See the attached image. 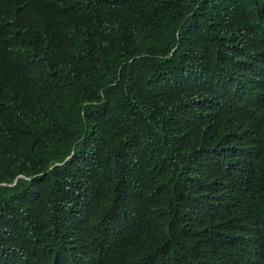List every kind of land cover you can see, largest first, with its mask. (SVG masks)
Listing matches in <instances>:
<instances>
[{
	"label": "trees",
	"instance_id": "obj_1",
	"mask_svg": "<svg viewBox=\"0 0 264 264\" xmlns=\"http://www.w3.org/2000/svg\"><path fill=\"white\" fill-rule=\"evenodd\" d=\"M183 87L194 110L173 106ZM252 107L264 0H0V264H64L60 246L92 229L114 253L94 264H264V127L238 136ZM187 174L202 230L178 259L141 217Z\"/></svg>",
	"mask_w": 264,
	"mask_h": 264
},
{
	"label": "clouds",
	"instance_id": "obj_2",
	"mask_svg": "<svg viewBox=\"0 0 264 264\" xmlns=\"http://www.w3.org/2000/svg\"><path fill=\"white\" fill-rule=\"evenodd\" d=\"M128 62V61H127ZM125 62L120 68L127 65ZM223 90H219L217 94L221 93ZM180 95L187 99V104L178 103L173 106L182 109L194 110L195 106L198 104L197 98L191 96V89L189 87H183L179 91ZM226 95L221 98L224 102ZM249 101L253 102L252 98L243 94L241 96L234 97L233 105L234 107L242 112L248 109ZM161 108V107H159ZM249 118L250 129L244 134L242 132L238 133L240 138L247 137L250 138L251 142H258V133L261 132L262 127H264V111H259L255 107L248 110L247 112ZM190 133H185L184 136L180 137L179 142L185 140ZM237 151H224L222 157L225 159H231L234 155H239ZM203 159L208 163V165L202 166V171L207 176H211L215 173V167L218 164L216 158L203 157ZM259 170H247V174L251 179H254ZM193 178L189 174L181 176L179 179L174 180V187L180 193V198L173 201L172 196L168 199L164 207L148 212L147 215L141 217V227L142 233L150 225L157 223V225L164 229L168 240L167 243L172 245L175 251L179 254L178 259L182 258L184 250L186 247L185 238L196 237L198 233L202 230L200 223L196 224L198 221V216L192 214L190 211L186 210L183 206L187 202L188 197L194 192L189 193L191 183ZM17 181H14L9 186H14ZM6 186L7 184H2ZM133 209H143V207L138 205H133ZM171 213V214H170ZM106 228V227H105ZM183 228L185 230H180ZM107 229V228H106ZM110 231L107 229L106 234ZM81 235L76 236V239L68 238L66 242L60 246V259L64 264H94L98 261H103L114 257L112 247L106 243V234L99 229H92L80 232Z\"/></svg>",
	"mask_w": 264,
	"mask_h": 264
},
{
	"label": "bare ground",
	"instance_id": "obj_3",
	"mask_svg": "<svg viewBox=\"0 0 264 264\" xmlns=\"http://www.w3.org/2000/svg\"><path fill=\"white\" fill-rule=\"evenodd\" d=\"M171 191H172V189H171Z\"/></svg>",
	"mask_w": 264,
	"mask_h": 264
}]
</instances>
